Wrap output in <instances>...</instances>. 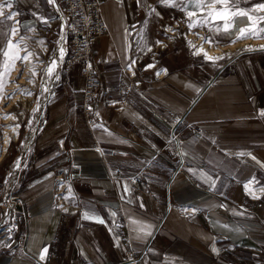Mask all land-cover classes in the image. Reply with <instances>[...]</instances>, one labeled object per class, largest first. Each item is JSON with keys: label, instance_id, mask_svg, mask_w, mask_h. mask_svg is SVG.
Masks as SVG:
<instances>
[{"label": "crops", "instance_id": "1", "mask_svg": "<svg viewBox=\"0 0 264 264\" xmlns=\"http://www.w3.org/2000/svg\"><path fill=\"white\" fill-rule=\"evenodd\" d=\"M99 1L108 29L92 53L101 84L95 124L83 114L80 66L63 65L69 43L61 27L53 56L59 79L47 85L26 162L17 181L0 169V202L10 193L21 196L27 237L1 249L0 264H264V50L218 63L178 45L153 51L173 18L185 25L197 9L193 2L175 0L181 11L160 0ZM14 5V26L26 33H53L63 9L62 0ZM207 19L202 27L211 39L233 36L221 20ZM174 131L181 133L180 155ZM146 165L150 193L130 179ZM201 173L215 181V190ZM253 177L258 199L244 188ZM60 183L68 194L71 186L67 211L56 205ZM86 210L104 223L84 219ZM140 225H151V235Z\"/></svg>", "mask_w": 264, "mask_h": 264}, {"label": "rangeland", "instance_id": "2", "mask_svg": "<svg viewBox=\"0 0 264 264\" xmlns=\"http://www.w3.org/2000/svg\"><path fill=\"white\" fill-rule=\"evenodd\" d=\"M215 0H203V4L205 6L197 9H192L189 12H194L195 15L191 18L185 20V25L180 26L178 28V37L172 44L169 45L167 49L170 47H175L176 45L185 48L190 56L196 57L198 60L207 61L209 63H214V60L209 61L205 59L204 55L199 54L195 55L194 49L189 47V41L186 38V33L189 31L190 34H197L200 35L202 38L198 40L199 42L205 40L204 38L207 37L209 39L210 35L208 34V21L207 19L209 16V12L223 10V5L220 3H215L214 8H209L207 5L214 4ZM257 3H264V0H228V8L231 12H235L237 10L249 11V14L252 16L253 20H257L259 17H264V11L255 12L250 11L254 8L255 4ZM236 5V7H233ZM16 12V6H12L11 9L5 8L4 17H0V71L4 70V63L6 61V57L3 56V50H7V45L9 40L14 45L18 44L17 49H13V54L18 51V54L21 58L27 56L28 53L32 55L29 56L27 60L23 59H16L15 60V67L4 76V87L2 92H0V106L3 107L4 111L0 114V169L8 170V172H12V177L14 181H17L19 178V174L21 173L22 166L26 161L25 157L28 151V145L32 142L33 138L35 137L39 121L42 117L43 107L45 96L48 90L47 85L51 84L54 80V75L56 71L51 75L48 76L45 74V69L49 66V62L54 60L53 56L57 51L58 39L61 33V14L57 17V27L56 30L52 33H48L46 31H42L38 29V31L26 33L19 29V31L12 33V29H18L19 27H15L14 20H6L5 17L8 15L9 12ZM240 18L242 20L248 21L249 25H242L241 29H250L253 30L254 28H264V21H258L256 25H253L251 21L248 20L245 16H236L232 19V27L229 29V32L233 35L235 25V19ZM206 22L202 26H197L194 28L189 29L188 25L193 21H200L205 20ZM213 19V18H212ZM18 21V20H17ZM224 21L221 20L220 26L222 27ZM64 32V31H63ZM240 32V31H239ZM239 32L234 36H230L228 38L223 39L222 41H215L211 39L212 44L215 45H229L231 43H238L248 39H264V32L259 34V38L256 36H248L243 39H237ZM165 34V31H162V35L159 37L158 41H161ZM198 36V37H200ZM43 41V43H40ZM206 41V40H205ZM235 41V42H233ZM157 43L155 45V49L157 47ZM199 46V44H198ZM153 51H156V50ZM166 49V50H167ZM254 50H264V49H253ZM161 52V51H159ZM249 52L248 50L240 49L234 52L231 56L222 57L219 60H215L218 62L227 61L234 56ZM201 55V56H200ZM215 62V63H216ZM11 63V61H9ZM33 72L35 75H33ZM22 77L24 81H22ZM25 82H31V87H29L28 91L24 93L26 96V102L22 103L20 101H13L11 104L5 103L1 104V101L4 100V97L10 92L11 84H15L16 86V93H9V98H14L15 94H22L23 88L27 86ZM27 93H31L28 95ZM5 102V101H3ZM9 106V107H8ZM34 109H38L34 111ZM8 116L9 118L5 119L4 117ZM19 125L18 128L16 126ZM11 127V129H10ZM15 129V131H14ZM11 131L9 137L10 143L8 142L7 148L5 149V140L8 138L6 134ZM16 137H15V135ZM19 160L20 167L18 169L15 168V163ZM24 161V162H23Z\"/></svg>", "mask_w": 264, "mask_h": 264}, {"label": "built area", "instance_id": "3", "mask_svg": "<svg viewBox=\"0 0 264 264\" xmlns=\"http://www.w3.org/2000/svg\"><path fill=\"white\" fill-rule=\"evenodd\" d=\"M63 9L61 11L62 33L66 32V41L69 43V49L63 60V65L67 67L80 66L84 78L82 110L89 126L95 124L93 116V105L101 93V84L97 78L95 64L92 58L93 48L97 40L105 34L108 27L102 17L101 3L99 0H62ZM183 26L179 19H172L165 25V34L161 43L157 45L158 51H165L170 44L178 37V28ZM172 29L167 31L166 29ZM179 122H184L180 118ZM173 139L176 142V151L180 155L181 133L174 131ZM66 157L70 160L71 153L67 151ZM150 169L146 165L142 171L130 179L134 186L143 193H150L151 184L145 178L144 174ZM60 181L62 178L60 177ZM61 184V183H60ZM69 197L64 199L63 197ZM73 197L67 193L66 187L62 184L56 191V205L59 209L65 210L69 200ZM23 200L19 194L10 193L1 202L0 208L4 211L0 219V250L8 248L15 244L22 245L26 240V234L21 230V223L26 218V212L23 209ZM186 216L192 213L184 211Z\"/></svg>", "mask_w": 264, "mask_h": 264}, {"label": "snow or ice", "instance_id": "4", "mask_svg": "<svg viewBox=\"0 0 264 264\" xmlns=\"http://www.w3.org/2000/svg\"><path fill=\"white\" fill-rule=\"evenodd\" d=\"M49 3L51 4H55V0H48ZM160 2L162 4H164L165 6H168V7H177V8H180V5L177 4L175 2V0H160ZM190 2H193L194 3V7L196 8H201L203 6H205L203 4V0H190ZM245 2H247V0H245ZM137 3L138 5L140 4V0H137ZM215 3H220L222 4L224 7H223V10L221 11H216L214 14L213 12H209V16H211L214 20H223L224 21V24H223V28L222 30L224 32H228L229 29L233 26L232 23H230V21H232V19L236 16H245L248 18L249 21L252 22L253 25H256L258 23V21H264V17H259L257 20H253L252 16L249 14V11H243V10H237L235 12H231L228 8V0H215ZM215 3L212 4V5H207V7L209 8H214L215 7ZM13 6V0H0V17H4V13H5V8L7 9H11ZM233 7H236V5H233ZM181 11H185V8H180ZM250 11H255V12H260V11H264V3H257L255 4L254 8H252ZM151 12H155V8H152L151 9ZM151 12L149 14H151ZM19 13L17 12H9L8 15L5 17L6 20H13L14 17L16 15H18ZM157 16H159V13H156ZM188 17L191 18L192 16L195 15L194 12H188L187 13ZM38 19H40L38 17ZM3 21H0V23H2ZM44 23H47L46 20L43 21ZM206 22V19L205 20H200V21H193L192 23H190L188 25L189 29L191 28H194V27H197V26H203ZM16 23H19L18 21ZM167 31H171L172 29H166ZM221 29H217V31H220ZM13 34H15V32L18 31V29H12L11 30ZM261 32H264V28H254L253 30H250V29H240V32H239V35L237 36V39H243V38H246L248 36H256L257 38H259V34ZM206 40V42L208 43H212L211 39L205 37L204 38ZM235 42V41H233ZM40 43H43V41H40ZM157 44H160L161 42L160 41H156ZM189 46L190 47H194V45L191 44V42H189ZM264 47V46H262ZM18 48V44L17 45H13L11 43V40H9L8 42V45H7V50H3V56L6 57V61L4 63V70L3 71H0V92H2L3 90V87H4V76L9 73L14 67H15V60L16 59H23V60H27L29 58V56H31L32 54L31 53H28L27 56H24L23 58H21L18 54V51L13 54V49H17ZM248 51H252L253 49L249 48L247 49ZM149 51H151V49H149ZM203 52V49H199L197 52H195L194 54L195 55H199ZM59 53H60V59L62 61L63 59V56H64V49L61 47L59 49ZM204 54V57L205 59H208V60H215L216 58L214 57H211V56H208V54L206 52H203ZM222 58V57H221ZM9 61H11V63H9ZM132 63L134 64L135 61H132ZM58 65L56 63L55 60H52L49 62V66L45 69V74L48 75V76H51L55 70L57 69ZM131 68V65L129 66ZM148 68L150 67H153V65H148L146 66ZM162 71H165L166 70H162ZM157 76L160 75V72H157L156 73ZM33 75H35V73L33 72ZM133 75H135V73H133ZM56 79H59V76L56 75L55 77ZM191 87V85H189ZM43 90H47L46 88L43 89ZM197 91L199 92L200 90L197 89ZM28 95H30L31 93H27ZM38 109H34V111H37ZM261 115H264V113H261ZM5 119L9 118L8 116H5L4 117ZM179 122V121H178ZM19 125L16 126V128H18ZM15 131V129H14ZM105 131H107V129H105ZM109 135H111V133L109 132L108 133ZM9 143H10V140H9ZM63 142H61L62 144ZM186 154V153H184ZM235 155H238V156H250L253 160H256V157L252 156L251 153H247V152H239V153H236ZM20 167V162L19 160H17V162L15 163V168L18 169ZM75 167V165H74ZM261 167H264V164L261 165ZM189 171H192L191 169H189ZM195 174V173H194ZM12 173H9V176H11ZM201 178H203L206 182H208L211 186V190H215V181L212 180V178L210 176H207L206 174L204 173H201ZM259 183V181H256L255 180V177H253L251 180H249L248 183L244 184V188H245V191L248 192L249 195L253 196L254 199H258L259 197L255 195V193L252 191V188H251V185L253 183ZM5 183H7V180L5 181ZM124 191L125 193H128L131 191L130 187H128L127 185L124 186ZM261 191L264 192V188H261ZM69 194L71 195V186H69ZM64 199H68L69 197H63ZM143 206V205H141ZM223 207V205H221ZM65 211H67V209H65ZM195 211V209L193 210ZM114 215V214H113ZM82 217L84 219H93L95 220L96 222L98 223H104V221L99 218V217H96L94 213H90L89 211H84L82 213ZM132 223L134 224H138L139 222L138 221H131ZM224 227H227V225H224ZM151 225H140V230L143 231L145 233V235H151ZM214 251H218L216 249H213ZM47 253V248H44L42 251H41V255H40V259L43 260L45 258V254Z\"/></svg>", "mask_w": 264, "mask_h": 264}, {"label": "bare ground", "instance_id": "5", "mask_svg": "<svg viewBox=\"0 0 264 264\" xmlns=\"http://www.w3.org/2000/svg\"><path fill=\"white\" fill-rule=\"evenodd\" d=\"M247 23H249V22L246 20L236 18L235 19L236 27L234 28V30H232L233 35L235 36L240 31V29L242 28V25H244V24L249 25ZM65 36H66V32L64 31L63 32V38L64 39H65ZM198 36H200V35H197L196 33L190 34L189 31L186 33L187 40L189 42H191L192 45H194V47H190V46L189 47L194 49L195 50L194 52H197L199 49L202 48L203 52H206L208 54V56L216 58L215 60H219V59H221V57L231 56L234 52H236L240 49H244V50H247L249 48H251V49H264V47H262V46H264V39H248V40H245L242 42L231 43L229 45L223 46V45H215L212 43H208L205 40H202L199 42L198 40H200L202 37L201 36L198 37ZM198 44H199V46H198ZM61 47L65 51V40L61 43L60 48ZM203 52L201 53L202 55H204ZM22 81H24L23 77H22ZM25 84H27V86L25 88H23L22 94H17V95L15 94V96H13L14 98L10 99L8 96L9 93L10 94L16 93L15 84H11L10 92L4 97L3 101H5V102L1 101V104H3V103H5V105L7 103L11 104L13 101H17V100L22 102V103H25L27 99H26V96L24 95V93H26L28 91L29 87H31V82H25ZM3 111H4L3 107L0 106V114ZM10 129H11V127H10ZM8 131L9 132L6 134V137H8L10 135L11 131H13V130H8ZM15 137H16V135H15ZM8 142H9V137L5 140V145H4L5 149L7 148Z\"/></svg>", "mask_w": 264, "mask_h": 264}]
</instances>
